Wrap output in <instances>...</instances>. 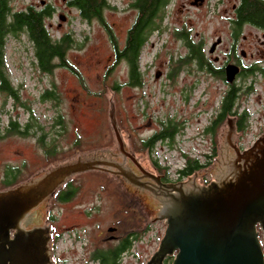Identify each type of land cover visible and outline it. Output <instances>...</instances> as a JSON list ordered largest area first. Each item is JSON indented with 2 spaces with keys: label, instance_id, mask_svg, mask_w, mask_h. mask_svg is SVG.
I'll list each match as a JSON object with an SVG mask.
<instances>
[{
  "label": "rangeland",
  "instance_id": "1",
  "mask_svg": "<svg viewBox=\"0 0 264 264\" xmlns=\"http://www.w3.org/2000/svg\"><path fill=\"white\" fill-rule=\"evenodd\" d=\"M41 1L10 0V5L13 10H18L28 5L38 6ZM45 1L55 6V13L46 19V26L51 35L59 37L61 33L69 31L76 41L67 51V57L76 67L78 75L64 67L54 68L51 72L39 70L34 46L29 37L24 32L8 35L4 46V68L9 80L17 88L18 99L13 101L11 97L0 93V106L4 104L5 108L1 119L5 123L11 114L17 116L20 122H24L29 114L21 103L28 104L34 126L33 132L26 135L13 133L0 137V189L4 188L2 179L7 165L19 167L18 179L26 181L31 175L57 162L85 156L97 150H113L116 147V139L110 124L111 109L114 110L116 122L118 125L121 124L124 135L126 128L134 131L133 136L136 138L133 141L137 145H139L138 138L147 132L146 126L148 127L147 121L143 122L142 111L148 116L151 115L153 120L173 117L179 123L185 121L182 131L174 138L172 146L156 142L152 148L153 155L137 149V146L134 147L146 168L150 167L153 159L158 160L160 165L168 167V177L171 179L177 177L176 169L183 161L182 152L198 156L202 160L206 159L203 154L211 151L213 139L216 138V153L209 158L207 168L200 170V173L204 174H199L196 178L202 180L203 177L204 179L215 177L211 168L215 164V159L221 155L219 140L221 125L214 138L210 132H206V127L214 119L218 107L216 88L220 86V82L210 75L204 76L203 73H200V77H203L199 81L194 80L192 77L195 73L188 71L193 63L178 64L179 59L187 55V47L177 35L176 29L190 31L193 37L196 32L203 33L202 29H206V36L209 35L206 40L210 44L215 40L211 30L221 24V15H205L204 10L192 6L183 7V10L179 9L182 6L173 9L175 0H171L170 12H167V16L163 18L160 30L153 31L149 35L140 53L139 69L143 73V85L131 87L125 84L128 76L127 63L124 60L115 64L109 63L108 58L112 49L107 33L101 25L95 20L81 19L77 9L68 7L66 0ZM108 1L113 8H116L113 10L110 7L104 11L108 24L124 21L125 28L133 19L132 13L124 11L127 0ZM60 12L64 15L63 19L59 17ZM109 66L111 68L106 72ZM157 71L160 72L158 77L155 76ZM169 73H173L172 77H168ZM223 86L221 84L220 87ZM48 89L53 90L57 96L41 99V93ZM184 96L187 99H184ZM243 104L245 105L241 108L247 109L250 124L241 134L236 135L240 153L248 149L264 132L263 76L257 75L256 82L253 83V91L249 93ZM61 116L63 127L61 125L59 132L60 127L54 122L56 119H61ZM37 125L42 126L48 136L57 137V141H61V151L57 152L53 159L42 156L38 147L34 146L35 136L39 134ZM79 176L81 178L78 182L83 185H97L105 177L104 173L94 170L85 171ZM82 194L83 206H90L93 202L100 206L98 216L85 225L91 230L90 234L99 238V235L107 232L106 226L111 220L109 208L114 205V200L108 197L106 191ZM144 203L147 224L139 242L140 256L136 254L130 256L129 264H138L139 260L145 261L146 264L158 248L166 228L165 219H151L148 203L146 201ZM86 237L84 236L83 239L85 243L88 242ZM79 244L80 242L75 243L67 236L58 241L56 255H59L61 246L67 245L76 249ZM81 258V256L74 258L72 255V263L68 264H76L73 262ZM171 261L172 256H169L166 262L164 260V264H171ZM57 264L64 263L59 260Z\"/></svg>",
  "mask_w": 264,
  "mask_h": 264
},
{
  "label": "water",
  "instance_id": "2",
  "mask_svg": "<svg viewBox=\"0 0 264 264\" xmlns=\"http://www.w3.org/2000/svg\"><path fill=\"white\" fill-rule=\"evenodd\" d=\"M237 71L227 64L226 80ZM235 123V116L226 115L219 129L215 179L197 184L196 172L178 183H162L163 175L146 171L129 149L111 109L118 151L63 160L0 189V264H56L44 219L48 197L72 174L100 168L117 173L131 194L140 193L152 220L165 219L164 234L146 264H164L169 256L171 264H264L255 228L260 224L264 231V132L240 153Z\"/></svg>",
  "mask_w": 264,
  "mask_h": 264
},
{
  "label": "flooded vegetation",
  "instance_id": "3",
  "mask_svg": "<svg viewBox=\"0 0 264 264\" xmlns=\"http://www.w3.org/2000/svg\"><path fill=\"white\" fill-rule=\"evenodd\" d=\"M137 1L138 0L126 1V8L124 11L128 12L129 14L132 13L133 19L129 24L126 25L125 28L124 26L126 23L124 21H122L121 23H113V25L108 24L107 20L105 25L101 24L98 21V23L102 26V29L107 33L108 42L112 49L110 58H108L109 63L115 64L116 62H119L121 60L117 57L118 51L127 45L130 29L135 24L136 19L139 17V15H141L142 13V9L137 4ZM261 1L264 3V0ZM48 4L52 5L54 9L53 13H55V6L49 1L46 2L45 0H42L40 5L33 6L40 8ZM66 4L68 7H72L68 4V0H66ZM165 4L167 6V10L163 18L167 16V12H170L169 9H171V0H168ZM240 5L241 0H175L173 9L182 6L179 9L183 10V7L192 6L201 9V11L204 10L205 15H221V24L217 28L211 30V34L212 36H215V40H212L210 44L209 41L206 40L209 36H206V29H202L203 33L196 32V37H193L190 31H188L190 44L186 45V56L191 55L190 46L193 45L195 47L198 46V48L200 47V52L203 57V62H201V64L198 61L192 62L193 58L191 57V59L188 60V63H193V65H190L188 71L195 73V75L192 77L194 78V80L199 81V79L203 77H200V73H203L204 76L210 75L216 81L219 80L220 86L221 84L224 85L223 87H220L218 85V87L216 88L218 107H216L214 119H216V117L218 116L225 102L226 95L232 88H235L239 91L246 90L245 93H242L240 95L239 100H241L242 103L240 102V104L238 105V109L236 111L233 110L230 114L227 115L236 117L235 131L240 132L241 134L242 130L247 128L250 124L249 113L247 109L241 108V106L245 105L243 104L244 100L250 92L252 93L253 83L256 82L257 75L264 77V64L262 63L264 62V26L239 19ZM112 9L114 10L116 8L112 7ZM61 15L64 16L60 12V19ZM201 15H203L202 12ZM159 27L160 26L157 25L155 28H153L149 35L153 31L159 30ZM149 35L147 36L145 44L148 41ZM36 63L38 66L37 61ZM227 64H235L238 67V71L234 74L233 80L230 82L226 80ZM54 68H61V65L56 66ZM109 68H111V66L106 69V72L109 71ZM127 74V80L125 81L126 85L131 87H139L143 85L141 83L143 82V73H141L140 82L138 84L135 82L132 83L133 80L130 76L129 67L127 70ZM159 74L160 72L157 71L155 73V76L158 77ZM172 74L173 73H169L168 77H172ZM247 81H249V83H247ZM194 85H192V88H194ZM15 89L17 91L16 87ZM17 92L16 94L11 93L6 94L5 96L11 97L13 101H15L16 99H18ZM42 94L43 93H41V99H44V97H42ZM185 96L184 99H187V97ZM21 104L29 114L28 119H26L24 122H20L17 116L9 114L8 118L6 119V122L10 117H15V119H17L20 123L27 122L30 125L28 133H31L33 132L34 125L32 122V113L30 114V106H28V104ZM3 105L4 104H1L0 106L2 107L0 109L1 114L2 112H5V108ZM244 111H246V115L244 117H241L240 115ZM141 116L144 117L143 122L147 121L148 127L146 126L147 132L138 138L139 145H137V143L133 141L134 138H136L133 136V130L126 128L127 131L125 136L121 124H117L120 131H122L121 133L124 135L123 137L129 149L140 162L141 160L139 159V156L136 154L135 151L136 146L137 149L145 150L147 154L151 153L150 155H153L152 150H149V148H142V143L151 136H153L155 133L159 132L163 123H167L170 120L174 123L177 122L176 118L168 117L166 119L159 118L156 120L154 118V120L156 121V123H154V120L151 118L152 116L146 115L145 111L144 113L142 111ZM184 123L185 121H180L179 124L181 125V129L180 131L176 132L175 138L182 131ZM123 125L125 126V124ZM57 126L60 127V129L58 130L60 132L61 122L57 124ZM36 127L39 130V134L35 136L36 141L34 143V146H37L41 155L47 158L46 150L42 145V140H40V137L43 136L44 133L45 135H47V133L43 131L42 126L37 125ZM45 138L48 139L50 138V136L47 135L45 136ZM52 138H55L54 153H57L61 151V141L58 142L57 137ZM236 141L238 142L239 140ZM156 142L167 143V145L169 146H172L174 143H168L166 139H158ZM113 151H118L117 141L116 147L113 149ZM208 154L210 153L207 152L203 154L206 159H200L199 164L201 166L199 167V169H197L194 173L182 178H179L177 170L183 167L184 165L185 156L183 155V152L181 153L183 161L176 169L177 177L175 179H171L170 177H168V167L163 166L164 168H161V165L158 160L151 159L152 161L150 162L149 168H146L143 164L142 166L145 168L146 171L163 175V177L161 178L162 183H178L186 178L193 176L196 172H198V175L204 174L203 172L200 173V170L207 168L209 161V157H207ZM155 161L158 163V165L155 163ZM88 170H94L104 173L105 177L101 181L99 180L100 183L97 185H83L80 181L78 182L79 178H81V176L79 175ZM88 170L74 173L68 178H66L62 183L57 185L53 193L48 197V203L44 211V219L48 222V235L51 236L49 242V249L54 252L56 264L59 260L62 261L64 264H68L72 261V255L74 258L78 256L82 257L81 259L76 260V262H73L76 264H111L109 262L110 260H108L110 258H104V254L108 252H114V250L116 251L115 254H117V258L114 264H129L130 256L134 254L140 256L139 254L141 244H139V242L142 240V236L144 235L145 231V224H147L145 203L143 200H141L140 193L131 194V192L125 187L117 173L112 172L108 168ZM207 174L205 175V177H207ZM35 175H31L28 179L32 178ZM213 179H215L214 176L210 177L209 179H204L203 177L202 180L198 179L199 181L196 178V183L207 184ZM19 182H23V180H20ZM90 187H93V189H86ZM102 191H106L108 197L110 196L114 200V205L109 208L111 220L108 221L109 224L106 226L107 232H104L101 235L98 234L100 237L97 238L96 235L90 234L91 230H89L85 225H87L91 219L93 220L98 216L100 206L96 202H93V204L90 206H83L82 193L91 192L92 194H97L101 193ZM255 228L264 255V231L260 224H256ZM92 235H94L93 238ZM67 236L69 239H72L75 243L80 242L79 247L75 249V247L67 245L61 246L62 248L59 252V255H56V246L58 241L63 240ZM84 236H87L85 239H87L88 242L86 243L85 241H83ZM10 237L13 238L12 229L10 230ZM138 264H145V261L139 260Z\"/></svg>",
  "mask_w": 264,
  "mask_h": 264
},
{
  "label": "trees",
  "instance_id": "4",
  "mask_svg": "<svg viewBox=\"0 0 264 264\" xmlns=\"http://www.w3.org/2000/svg\"><path fill=\"white\" fill-rule=\"evenodd\" d=\"M168 0H138L137 4L142 9L141 15L136 19L135 24L130 29L127 45L118 51V58L124 60L129 67L132 83H139L141 73L139 69V57L141 50L146 42L147 36L153 28L157 25L161 28V19L167 10L166 2ZM68 4L75 7L81 19L85 21H99L105 25L106 19L104 11L111 6L108 0H68ZM54 9L51 4L37 8L33 5H28L23 9L13 10L10 5V0H0V92L5 96L6 94L15 93L16 89L9 80L4 68V46L8 35H17L24 32L34 46L36 61L39 69L43 72H50L54 67L61 65V67L71 70V72L78 75L76 67L71 63L67 57V51L75 44V39L72 34L63 32L59 37H53L46 26V19L51 17ZM239 19L252 22L264 26V3L261 0H241ZM177 35L183 40L185 45H189L188 31L178 30ZM191 55L179 59L178 64L188 62L191 57L192 62H203V57L200 52V47L190 46ZM142 81V80H141ZM142 83V82H141ZM232 88L226 95L225 102L216 119L206 127V132L212 134V138L216 136L219 126L224 122L225 116L230 114L233 110L238 109L241 100L240 95L245 93ZM57 95L53 90L48 89L43 94L44 98H55ZM242 103V102H241ZM246 111L240 116L244 117ZM1 116V111H0ZM63 127L62 116L61 119H56L55 124ZM29 123H20L15 117H10L6 123H3L0 118V137L8 134L17 133L26 135L29 130ZM243 128V127H241ZM181 125L174 123L171 120L163 123L159 132L148 138L142 143V148H149L152 150L153 145L158 139H166L168 143L174 142L176 132L180 131ZM45 133L41 136L42 145L46 150L47 159H53L57 153H54L55 138H45ZM213 147L207 157L211 158L216 153V138L213 139ZM185 161L183 167L177 170L179 178L185 177L194 173L199 167V157L192 156L183 152ZM209 162V161H208ZM158 165V163L155 161ZM161 168H164L162 165ZM166 167V166H165ZM20 168L14 165H7L5 167V175L2 179V186L4 188L16 185L20 180ZM3 189V188H2ZM116 251L104 254V258H110L109 262L114 264L117 258ZM168 257H166L165 262ZM168 264V263H167Z\"/></svg>",
  "mask_w": 264,
  "mask_h": 264
}]
</instances>
